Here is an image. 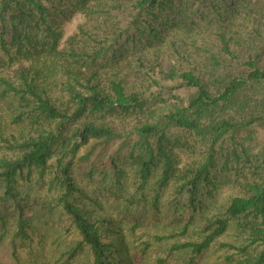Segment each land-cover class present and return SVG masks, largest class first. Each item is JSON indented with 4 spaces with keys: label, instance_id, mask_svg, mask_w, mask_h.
Returning <instances> with one entry per match:
<instances>
[{
    "label": "trees",
    "instance_id": "obj_1",
    "mask_svg": "<svg viewBox=\"0 0 264 264\" xmlns=\"http://www.w3.org/2000/svg\"><path fill=\"white\" fill-rule=\"evenodd\" d=\"M142 222L264 264V0H0V244L136 264Z\"/></svg>",
    "mask_w": 264,
    "mask_h": 264
},
{
    "label": "rangeland",
    "instance_id": "obj_2",
    "mask_svg": "<svg viewBox=\"0 0 264 264\" xmlns=\"http://www.w3.org/2000/svg\"><path fill=\"white\" fill-rule=\"evenodd\" d=\"M80 22L81 19L79 17H76L71 20L65 27V36L70 33H73ZM162 65H164L165 67H169V61L163 59ZM161 83L171 84L170 81L165 80H161ZM152 89H156V86H154ZM175 91L185 97L189 94V90L186 88H179L177 90L175 89ZM224 196H226V191H222L221 194L218 196L219 205H221V203L223 202ZM213 209L211 211H214ZM121 221L123 223L128 222V225L132 224V222L126 221L124 219H122ZM203 225L204 218L202 220H200V218L197 219L196 222H194V224L190 226V231L186 235L181 237V239H194L198 235L196 232L192 233L193 229L199 230L202 228ZM122 230L125 234V239H129L131 255L133 256V259L136 264H158V261L160 259H165L161 264H178V260L184 257V254H180L179 252L174 251L169 253V247L171 245L170 243L174 241L173 238L168 241H163L156 238V240H150L149 244H146L144 242L147 238V234L160 235L163 231L167 233L169 229H163V231H161L158 227L153 224H149L148 222H142L141 226L134 230V232H127L126 225L123 226ZM45 233L46 234L44 235H41L40 233H34L32 235L31 246L25 244L21 246V244H19L16 247V255H13L9 243L3 242L2 244H0V264H45L44 262H42L43 259L49 260L54 255L57 256L58 244H56L54 240V238H56L55 234H50L49 230ZM142 233L145 234L141 236ZM138 235H140L141 237H136ZM226 239H231V234L222 239V241H225ZM27 242L28 240H26L25 243L27 244ZM62 244L63 243H61V245ZM145 244L147 245L146 247ZM38 248H41L43 250L42 254L38 250ZM221 256L222 250L216 251L214 249V251H209V253H205L200 259L202 264H222L218 263V261L221 259ZM196 264H199V262H197Z\"/></svg>",
    "mask_w": 264,
    "mask_h": 264
}]
</instances>
